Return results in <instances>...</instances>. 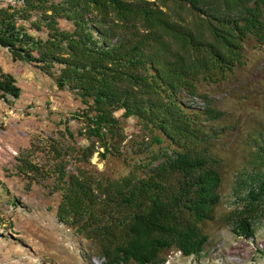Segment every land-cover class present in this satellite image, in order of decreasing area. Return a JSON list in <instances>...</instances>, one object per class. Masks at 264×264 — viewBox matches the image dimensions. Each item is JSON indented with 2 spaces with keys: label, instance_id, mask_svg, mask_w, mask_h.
I'll return each instance as SVG.
<instances>
[{
  "label": "trees",
  "instance_id": "1",
  "mask_svg": "<svg viewBox=\"0 0 264 264\" xmlns=\"http://www.w3.org/2000/svg\"><path fill=\"white\" fill-rule=\"evenodd\" d=\"M0 47L13 60L39 64L86 105L81 133L91 140L80 160L119 153L126 138L115 112L135 118L152 144L165 143L143 177L115 179L58 172L59 220L96 244L103 264H161L174 249L199 256L208 236L201 223L223 201L221 159L203 122L223 112L198 82L214 80L240 61L248 36L264 40V0H0ZM63 19L71 29L61 28ZM44 31V35L31 30ZM21 94L0 68V97ZM97 143V144H96ZM250 159L232 176L228 210L218 216L236 237L264 224V131L249 137ZM158 158V156H157ZM146 166H150L147 164Z\"/></svg>",
  "mask_w": 264,
  "mask_h": 264
},
{
  "label": "rangeland",
  "instance_id": "2",
  "mask_svg": "<svg viewBox=\"0 0 264 264\" xmlns=\"http://www.w3.org/2000/svg\"><path fill=\"white\" fill-rule=\"evenodd\" d=\"M58 24L72 28L63 19ZM31 32L44 35V31ZM0 68L12 74L21 88L11 103L0 97V264H103L96 244L57 216L59 170L64 168L67 175L81 168L105 180L131 172L143 177L159 162L165 143H150L148 131L118 110L114 114L126 134L119 153L101 158L103 147H98L89 161L80 160L91 142L81 133L86 105L73 90L57 87L58 66L48 73L39 64L13 60L0 47ZM198 93L193 97L182 92L181 100L202 110L201 96L206 95L223 112L220 119L203 123L218 132L210 145L221 159L224 198L217 217L201 223L208 236L201 254L183 256L170 249L163 253L161 264H264V224L252 237L243 238L234 236L218 219L228 210L224 201L233 174L250 159L249 137L264 131V40L248 36L240 61L214 80H200Z\"/></svg>",
  "mask_w": 264,
  "mask_h": 264
}]
</instances>
